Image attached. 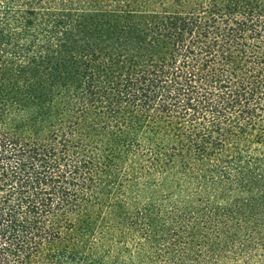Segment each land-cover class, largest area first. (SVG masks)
<instances>
[{
	"label": "trees",
	"instance_id": "trees-1",
	"mask_svg": "<svg viewBox=\"0 0 264 264\" xmlns=\"http://www.w3.org/2000/svg\"><path fill=\"white\" fill-rule=\"evenodd\" d=\"M0 264H264V0H0Z\"/></svg>",
	"mask_w": 264,
	"mask_h": 264
}]
</instances>
